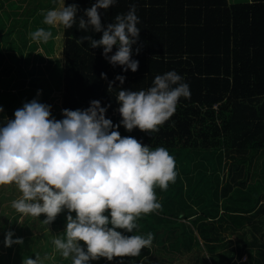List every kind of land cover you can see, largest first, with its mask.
Here are the masks:
<instances>
[{"label": "trees", "instance_id": "1", "mask_svg": "<svg viewBox=\"0 0 264 264\" xmlns=\"http://www.w3.org/2000/svg\"><path fill=\"white\" fill-rule=\"evenodd\" d=\"M71 3L78 12L71 28L62 26L60 119L62 109H85L99 100L101 107L108 106L106 118L118 124L119 89L147 90L155 76L171 70L190 89V97L180 98L159 131L117 129L153 150L165 147L175 159V182L167 190L155 188L161 208L142 215L136 221L140 225L125 233H152L151 247L137 257L90 264H264V0H117L99 9L107 25L135 5L140 28L132 45V59L139 62L135 72L110 64L102 47L78 43L101 33L78 28L94 0H65L66 6ZM115 51L113 46L108 55ZM117 75L125 77L122 85ZM4 191L0 186V203ZM0 216L2 249L3 234L7 227L12 231L16 218ZM43 219L24 216L22 223L35 232ZM65 223L61 213L45 226L46 239L47 232L62 236ZM56 264H71V259L59 258Z\"/></svg>", "mask_w": 264, "mask_h": 264}, {"label": "clouds", "instance_id": "2", "mask_svg": "<svg viewBox=\"0 0 264 264\" xmlns=\"http://www.w3.org/2000/svg\"><path fill=\"white\" fill-rule=\"evenodd\" d=\"M117 0H94L79 17L78 28L101 33L80 38L90 47H102V55L113 66L138 70L132 59V45L139 39V17L135 5L115 22L103 25L99 9H108ZM76 3L42 11L43 24L71 28L77 21ZM86 17V19H85ZM30 39L47 43L51 30L44 27L31 32ZM113 46L116 51L112 55ZM139 52V48L136 49ZM102 79H107L101 73ZM122 85L125 77L117 75ZM109 81L108 89H112ZM42 90H37V97ZM189 98L190 89L174 70L155 76L147 90L119 89L116 100L121 120L113 124L106 118L107 105L91 100L85 109H62L61 119L51 112V105L33 98L17 108L12 119L0 122V186L15 185L19 197L11 208L22 216L50 225L65 213L62 236L52 240L56 251L71 264H90L101 258L137 257L150 248L153 234L127 235L137 228V219L158 211L161 204L155 188L167 190L176 180L175 159L161 146L154 150L132 136H121V125L127 132L159 131L175 113L180 98ZM4 111L0 105V113ZM23 238L4 235L3 244L22 245ZM22 264H43L39 255L22 259Z\"/></svg>", "mask_w": 264, "mask_h": 264}, {"label": "rangeland", "instance_id": "3", "mask_svg": "<svg viewBox=\"0 0 264 264\" xmlns=\"http://www.w3.org/2000/svg\"><path fill=\"white\" fill-rule=\"evenodd\" d=\"M228 1L240 3L244 0ZM58 3L59 0H0V105L4 109L0 113V122L12 119L14 111L33 98L51 105L52 115L60 119L62 26L44 25L41 15L42 11L55 8ZM40 27L53 33L47 43L38 44L30 39L29 34ZM37 90H42L38 97ZM4 190L0 212L16 218L12 223L13 239L23 238L24 243L0 249V264H22V259H34L36 255L42 258L43 264H56L57 259L63 258L52 244L57 236L51 237L47 232V240L44 224L38 231L28 232L26 224L22 223L24 216L9 207L20 193L15 185L4 186ZM196 210L200 214L199 209ZM8 231L7 227L5 233Z\"/></svg>", "mask_w": 264, "mask_h": 264}, {"label": "crops", "instance_id": "4", "mask_svg": "<svg viewBox=\"0 0 264 264\" xmlns=\"http://www.w3.org/2000/svg\"><path fill=\"white\" fill-rule=\"evenodd\" d=\"M228 1V0H227ZM251 0H244L243 2H250ZM228 3H231L228 1ZM241 3V2H240Z\"/></svg>", "mask_w": 264, "mask_h": 264}]
</instances>
